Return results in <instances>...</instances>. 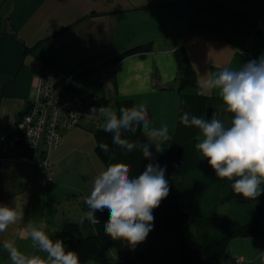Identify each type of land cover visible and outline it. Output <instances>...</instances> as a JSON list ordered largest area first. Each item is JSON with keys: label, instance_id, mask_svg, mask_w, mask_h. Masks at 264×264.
Wrapping results in <instances>:
<instances>
[{"label": "crops", "instance_id": "1", "mask_svg": "<svg viewBox=\"0 0 264 264\" xmlns=\"http://www.w3.org/2000/svg\"><path fill=\"white\" fill-rule=\"evenodd\" d=\"M0 19L4 31L0 74L6 77L5 85L18 76L21 69L13 73L24 62L33 71L34 87L39 70L47 65L45 72L72 73L82 63L103 56L108 59L106 66L114 69L97 95L106 101L98 125L82 121L62 133L50 154L53 178L46 188L39 185L34 166L20 162L23 151L13 142V123L36 91L32 96L27 86L22 99L3 108L9 123L15 112L19 115L10 125L0 126V213L5 219V225L0 222V250L6 255L12 249L9 264L14 256L15 264H52L54 249L44 245V236L63 221L86 223L93 215L91 201L101 189L120 197L117 182L95 153V132L108 118L114 119L117 99H130L135 107L140 102L143 106L137 108L146 109L152 101L161 116L175 121L179 96L175 52L180 47L204 95L214 97L204 85L208 76L211 84L216 81L230 95L243 93L248 84L256 85L263 102L264 77L252 69L264 64L256 59L264 57V0H9ZM138 44L149 45V52L114 64L116 56ZM26 47L31 50L24 54ZM243 50L252 52L254 59L242 55ZM100 78L99 70H89L77 80L80 88H86ZM214 118L216 122L221 118L217 111ZM157 124L159 132L170 129L167 122L164 128ZM251 246L243 255L246 259L238 257L239 264H264V238L251 241ZM231 256L228 249L221 257L209 259V264H229ZM56 262L61 264L58 258Z\"/></svg>", "mask_w": 264, "mask_h": 264}, {"label": "trees", "instance_id": "2", "mask_svg": "<svg viewBox=\"0 0 264 264\" xmlns=\"http://www.w3.org/2000/svg\"><path fill=\"white\" fill-rule=\"evenodd\" d=\"M30 50L26 47L24 54ZM149 50V45L138 44L113 62ZM106 60L99 56L72 73L45 72L47 65L39 76H59L55 87L61 94H81L91 86L77 89L79 81L73 80L89 70L109 69ZM175 60L179 96L172 128L159 132L149 109L135 107L130 99H117L112 122L96 130L95 153L117 182L121 199L114 202L103 188L91 201L93 215L86 223L65 221L43 237L47 248L60 249L61 264H209L234 239L264 238V111L258 90L247 85L242 97L228 100L229 119L236 125L245 122V135L226 154L219 139L199 138L208 112L214 116L219 101L201 92L183 47L176 50ZM35 99L36 95L31 103ZM99 101L104 106L106 101ZM225 206L228 214L220 218L219 210ZM146 228L163 242L150 259L115 261L107 255L111 248L123 254L124 240L144 237Z\"/></svg>", "mask_w": 264, "mask_h": 264}, {"label": "rangeland", "instance_id": "3", "mask_svg": "<svg viewBox=\"0 0 264 264\" xmlns=\"http://www.w3.org/2000/svg\"><path fill=\"white\" fill-rule=\"evenodd\" d=\"M8 3H9V0H0V12H2L3 9L4 10L6 9ZM249 59H254V56H253V58H249ZM256 59H261L262 61H264V57H258ZM29 60H30V58H29ZM29 60H28V62H29ZM20 65L21 64H19V66L17 67V69L13 73V75L17 72V70L21 69V72L18 74V76L16 78L12 79L11 82L7 83L6 85L4 84L6 81H4L2 83V80H5L6 77L4 75L0 74V96H2V94H3L2 101H1L2 109L0 111V126L1 125L3 126L5 124L10 125L11 122L16 121L19 118V115L15 112L12 115V119L9 123L7 118L4 116V109H3L4 107L8 106V104L10 102H12V100L18 101V100L22 99L24 89L27 86H30L29 90H30L32 96H34V92L36 91V87H34V83H33L34 76H32V73H33L32 69L27 65L26 62H24L21 66ZM252 70L261 78L264 77V64H259V65H257L256 70H254V69H252ZM219 79L222 80L221 77L218 79H215V80H219ZM30 80H31V85L29 83ZM205 81L206 82L204 85L209 86L206 91H209V94L211 96L213 95L215 100L219 101V105H220L219 107H221V108H219L217 110V113H219V117H221V118L218 119V122H216V119L214 118L213 114L211 112L209 114V112H208L207 118L205 120V128L203 129V131L200 132L199 138L201 139L204 136H208V137L213 138L216 141H218V139H219L220 142L222 143L224 153H226V154L232 153L233 152L232 146L239 145L238 143L242 139H244L245 122H242L241 124L236 125L230 121L229 116L227 114L228 100H229V98H233V97H235V98L241 97L243 95V93L241 92V93H238L236 95L235 94L230 95L228 92L223 91V88L216 81H214L211 84V81L209 80L208 76H207V78H205ZM73 82L77 83L78 80H73ZM263 84L261 85V87L263 86ZM78 85L79 86L77 87V89L80 87V82L78 83ZM248 85L252 86L253 84H248ZM253 86H255L256 89L261 94V90L256 85H253ZM203 88L204 87H201L202 93L204 91ZM242 91L244 92V90H242ZM100 92H101V90H98L96 92V94L98 95V94H100ZM147 102H148V104H150L149 103L150 101H147ZM176 102L178 104V100ZM261 102H262V97H261ZM174 104H176V103H174ZM177 104H176V106H177ZM112 105H113V103H112ZM136 106L140 107L143 105H141L140 102H137ZM260 107L264 111V98H263L262 105ZM170 108H171V103L169 104L168 109H170ZM172 108H173V105H172ZM149 109L151 110V112H150L151 119L154 120L156 123L159 122L160 127L164 128L166 122L169 125V126H166V128H172L174 126V123H175L174 118L175 117L173 119H171L167 115L161 116L160 111L158 110V108H156L152 104V101H151V105H149ZM1 112H2V114H1ZM165 112H167V111H165ZM222 112H224V115ZM111 119H113V118H108L104 122V124L110 123ZM0 129H1V127H0ZM4 130H6V129H4ZM228 134H229L230 138L228 137ZM225 138H227V139L229 138V139L225 142L224 141ZM1 183L2 182L0 179V189H2ZM113 197L114 196L112 195V199L114 200V202H116V203L120 202V199H121L120 197L118 199H115ZM228 209L229 208L226 206L221 207L219 210V217L221 218L222 216L227 215ZM4 220L5 219L3 218V215L0 213V222H2L5 225ZM64 222L65 221H63L61 223V225ZM11 223L14 224L13 221ZM262 224L264 226V222H262ZM61 225L56 230L60 229ZM16 237H17V235H13L14 241H16ZM255 239L256 238H246V239L237 238V239L232 240L231 243L229 244L227 250L230 249L232 251L233 255L236 257L231 256V260H230L229 264H236L234 260L238 257H242V258L246 259L245 256H247L249 248H252L251 241H254ZM124 243H125V250H124L123 254L119 255L118 252L116 251V249L111 248V249H109L107 255L110 258L112 257L113 260H115V261H123L125 259L129 260V261H131V260L145 261L147 259H150L152 257L153 253H156L158 250H160L161 245H159V244H161L163 242L154 239L152 231H150L149 229L146 228L144 237H142V238H137V237L126 238L124 240ZM39 245H40L39 251L41 252L43 246L41 243ZM11 250H8L6 255L1 253V250H0V255H2V256H0V264H9V262L12 258L11 257L12 254L10 252ZM227 250L225 252H227ZM60 255H61L60 249L55 248L52 252V256H53V259L51 260L52 264H60V263L56 262V258L61 259ZM243 255H245V256H243ZM20 261L22 262V258L20 259ZM15 262H16V257L14 256L11 264H15ZM87 264H96V263L94 261H89V262H87Z\"/></svg>", "mask_w": 264, "mask_h": 264}, {"label": "built area", "instance_id": "4", "mask_svg": "<svg viewBox=\"0 0 264 264\" xmlns=\"http://www.w3.org/2000/svg\"><path fill=\"white\" fill-rule=\"evenodd\" d=\"M242 54L252 58L249 52L243 51ZM110 71L103 66L99 81L81 94H61L60 88L55 87L59 76L46 74L38 77L35 101L30 104L28 112L13 123V142L22 145L23 154L19 160L34 166L40 186L46 188L52 183L50 154L58 147L63 131L77 127L82 121L98 125L103 106L96 92L111 74ZM240 261L238 258L235 263Z\"/></svg>", "mask_w": 264, "mask_h": 264}, {"label": "water", "instance_id": "5", "mask_svg": "<svg viewBox=\"0 0 264 264\" xmlns=\"http://www.w3.org/2000/svg\"><path fill=\"white\" fill-rule=\"evenodd\" d=\"M180 76H182V74H180Z\"/></svg>", "mask_w": 264, "mask_h": 264}, {"label": "clouds", "instance_id": "6", "mask_svg": "<svg viewBox=\"0 0 264 264\" xmlns=\"http://www.w3.org/2000/svg\"><path fill=\"white\" fill-rule=\"evenodd\" d=\"M238 259V258H237Z\"/></svg>", "mask_w": 264, "mask_h": 264}]
</instances>
